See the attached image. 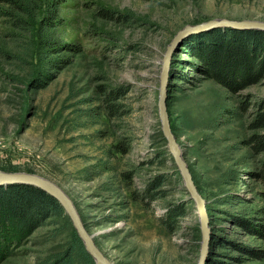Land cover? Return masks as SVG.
Masks as SVG:
<instances>
[{"label":"rangeland","instance_id":"1","mask_svg":"<svg viewBox=\"0 0 264 264\" xmlns=\"http://www.w3.org/2000/svg\"><path fill=\"white\" fill-rule=\"evenodd\" d=\"M59 13L58 52L0 19V170L62 189L112 264H199L198 210L159 115L164 54L187 24L264 22V0H63ZM218 29L238 31L249 49L258 46L254 31L264 32L215 26L175 46L170 127L206 202L203 264H264L248 253L264 251V120L255 123L264 116V71L233 87L208 77L186 42ZM168 209L179 216L167 218ZM84 251L57 209L0 264L67 255L90 264Z\"/></svg>","mask_w":264,"mask_h":264},{"label":"trees","instance_id":"2","mask_svg":"<svg viewBox=\"0 0 264 264\" xmlns=\"http://www.w3.org/2000/svg\"><path fill=\"white\" fill-rule=\"evenodd\" d=\"M63 0H0V19L22 33L39 39L41 49L58 52L60 42L54 29L60 24L59 13ZM256 48L249 49L244 36L238 31L214 30L202 38H191L186 42L187 52L203 62L205 74L228 87H233L248 78L259 76L264 71L263 31H254ZM250 35L252 32L245 31ZM72 48V45H64ZM56 65V63H53ZM260 115L255 123L263 124ZM64 210L58 200L36 186L25 183L0 185V263L9 255L20 240L40 226L55 210ZM180 212L167 210L166 217L176 219ZM80 240V239H79ZM254 257H264L263 250H253ZM67 254V253H66ZM90 264L93 257L84 251ZM63 257L51 264H78Z\"/></svg>","mask_w":264,"mask_h":264},{"label":"water","instance_id":"3","mask_svg":"<svg viewBox=\"0 0 264 264\" xmlns=\"http://www.w3.org/2000/svg\"><path fill=\"white\" fill-rule=\"evenodd\" d=\"M223 25L264 29V22L252 21V20H232L227 18H216L202 23L185 25L176 34L174 40L167 47V50L164 54L161 84L159 91L158 107H159V115L162 125V131L165 138L167 139V146L169 152L174 158V161L180 170L186 188L189 192L190 198L194 201L200 218V228L202 234V253H201V261L199 262V264H203V259L205 257V253L207 252L206 249L211 240V227L209 224L206 202L202 197L201 193L199 192L197 186L195 185L189 167L183 158L180 146L174 134L172 133V129L170 127V120L167 109V101L169 99L167 91L170 83L168 71H169L173 50L178 43L182 42V39L184 37L204 28L223 26ZM14 183H25L36 186L40 189H43L53 197H55L58 200V202L61 204V206L65 209L70 219L72 220L74 227L77 230L79 237L83 241L86 250L93 257L96 264H112V262L97 247L92 235L88 232V230L84 226L82 219L78 211L76 210L74 204L72 203L71 199L66 195V193H64V191H62V189H60L53 182L36 174L22 173V172L9 173L0 170V185L14 184Z\"/></svg>","mask_w":264,"mask_h":264}]
</instances>
